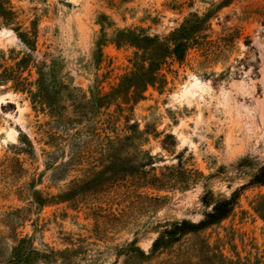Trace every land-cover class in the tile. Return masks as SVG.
I'll list each match as a JSON object with an SVG mask.
<instances>
[{
  "label": "rangeland",
  "instance_id": "rangeland-1",
  "mask_svg": "<svg viewBox=\"0 0 264 264\" xmlns=\"http://www.w3.org/2000/svg\"><path fill=\"white\" fill-rule=\"evenodd\" d=\"M0 5V264H204V244L264 255V186L249 185L264 165V0ZM186 26L183 57L165 58L142 99L78 118L71 95L109 96L144 39L172 48ZM20 79L57 86L56 112ZM233 197L220 222L179 232ZM16 248L38 255L16 263Z\"/></svg>",
  "mask_w": 264,
  "mask_h": 264
},
{
  "label": "trees",
  "instance_id": "trees-1",
  "mask_svg": "<svg viewBox=\"0 0 264 264\" xmlns=\"http://www.w3.org/2000/svg\"><path fill=\"white\" fill-rule=\"evenodd\" d=\"M232 0H223V4H227ZM0 11L4 12L2 14H8L9 11H6L0 5ZM196 16V15H194ZM195 23H198L200 19L195 17ZM188 22H186L187 25ZM185 27L179 29L178 33H172V41L174 42L173 47L170 48L168 45L162 47V44L158 41L157 38L155 39H144L147 43L145 45H140L141 49L143 50V59L141 63H137V67L135 72L131 73L129 76H124L117 86L114 89V92L109 96L102 97L99 93H91L89 99H86L84 96H70V102L74 109L77 110L78 118L83 117L86 115L87 109L90 111L96 112L99 111L102 107H107L110 105L111 102L120 100V103H128L131 101H136L143 98V93L148 86H153L160 82L161 76L159 75V70L161 64L164 62L165 58L171 54L181 59L183 57L185 51V36L191 34L193 30L191 28H187L186 26V34H184ZM140 44V43H138ZM139 46V45H138ZM164 46V45H163ZM161 48L164 49L162 53H159ZM142 58V56L140 57ZM23 61L21 60L17 67L23 68ZM147 63V65H145ZM25 67V65H24ZM15 75V73H14ZM20 88L26 90L28 94L33 98L34 104L43 107L44 105L48 106L49 109L56 112L58 107L54 104L56 96L58 95V88L53 84H46L40 85L38 87V91L33 93L29 87L28 82L26 80L19 81ZM41 84V83H40ZM80 98V99H79ZM78 99V101H77ZM84 108L86 110H84ZM251 187H259L264 186V165H262L252 179L249 182ZM234 197L230 200L220 201L213 205L212 210L206 213L203 220L199 221L198 223H191L188 221H183L177 227L180 230L181 234L186 233H195L203 231L206 227L215 225L216 223L220 222L224 218H226L229 213L231 212L233 206ZM236 199V198H235ZM256 211H260L258 207H256ZM201 261L204 264H264V255L260 257H255L253 259H240L236 257V259H229L226 258L222 253L218 251L210 252V247L207 244L203 245L202 250L196 249ZM16 253V254H15ZM38 255L37 251L34 249L27 248L23 252L20 249H15L14 256L11 258L16 263L18 262H30V260Z\"/></svg>",
  "mask_w": 264,
  "mask_h": 264
},
{
  "label": "bare ground",
  "instance_id": "bare-ground-1",
  "mask_svg": "<svg viewBox=\"0 0 264 264\" xmlns=\"http://www.w3.org/2000/svg\"><path fill=\"white\" fill-rule=\"evenodd\" d=\"M198 84V81L197 80H195V81H193V84L191 85V86H195V85H197ZM190 86V85H189ZM184 92L185 93H188L189 92V89H187V87H185L184 88ZM11 130V129H10ZM7 131L6 133H7V139H11L13 136H12V133H11V131Z\"/></svg>",
  "mask_w": 264,
  "mask_h": 264
}]
</instances>
